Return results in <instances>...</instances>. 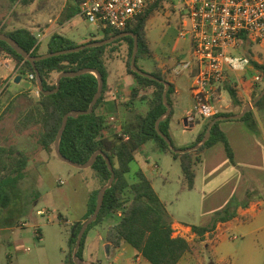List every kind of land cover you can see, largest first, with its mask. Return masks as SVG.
Masks as SVG:
<instances>
[{
	"label": "crops",
	"instance_id": "1",
	"mask_svg": "<svg viewBox=\"0 0 264 264\" xmlns=\"http://www.w3.org/2000/svg\"><path fill=\"white\" fill-rule=\"evenodd\" d=\"M35 0L29 4H33ZM19 4H12L8 0H0V27L5 30L15 28H28L37 37V49L39 54L47 52V46L54 34L64 36L74 41L76 44H84L91 40H100L102 34H94L87 31H73L77 25L86 22L78 14L76 0H63L58 15L54 18L35 17L25 12H16ZM23 6V5H22ZM178 29L181 27L182 15L179 14ZM99 30V29H98ZM179 31V30H178ZM170 46L171 54H157L152 50L146 37L147 47L150 54H142L144 60H151L145 63L142 69L146 71H159L166 76V81L171 85L169 98L171 102V116L167 123L168 134L173 144L181 149L186 148L202 129L204 118L192 113L193 99L190 92L192 76L197 70L196 63L191 58V42L189 37L178 38ZM253 42L241 37V42L232 51V55L245 57L249 63L243 69L231 70L225 67L224 78L217 86L215 104L220 107L221 112L238 113L244 104L251 102L255 86L259 81L254 80V76L259 74L253 63L264 66V43L260 49L254 48ZM114 52L106 53L105 66L107 70L106 89L103 100L97 111L105 117V136L111 137L116 132L114 123L109 122V116L114 115L117 124L121 125L134 113L145 114L147 111L146 100L135 98L129 102V94L136 84L135 78L126 69L124 54L127 51V42L119 41L113 45ZM257 50V52L255 51ZM120 61L122 66H115L114 62ZM182 62H189V66L178 73L176 66ZM0 63H6L7 73L0 75L1 78L9 80L8 87L19 89V84L29 81L27 75L21 77L18 83L14 82L19 76L14 60L6 55L0 57ZM117 67V68H116ZM6 88V89H7ZM37 89V88H36ZM233 89L239 103H233L230 98V91ZM147 96L151 94V89L142 91ZM254 126L250 127L247 121L239 119L220 120L219 128L225 134L233 153V160L230 161L226 155L222 142H217L205 149L202 153L201 161L196 166V176L194 188L188 191L196 192L195 208L198 210L203 220L209 219L211 214L225 207L229 209L232 216L225 221L214 222L213 228L219 230V238L213 245L202 243V248L197 252H188L178 264H264V107L250 109ZM153 141V140H152ZM146 144V143H145ZM143 144L135 152L134 160L139 164V170L149 177L152 174L151 164L147 162L148 156L143 153ZM154 150L158 153L168 155L161 151L154 142ZM47 152V151H46ZM153 185V181H152ZM100 182L88 187L86 198L80 207L77 215L72 219H66L64 225L72 222L85 220L89 211L91 195L95 190H99ZM157 193V192H156ZM160 200L163 199L157 193ZM165 204V203H164ZM9 205L0 208V223H5V216L9 211ZM8 209V210H7ZM41 210V209H37ZM36 211V213H37ZM172 224H182L190 228L196 223L194 217L178 219L166 208ZM202 220V219H201ZM211 222V220H210ZM212 223V222H211ZM62 224V223H61ZM111 223L99 222L92 226L86 234L83 249L84 262L92 263L98 261L99 264H151L144 259L131 245L122 242L118 247L112 246L105 238L106 227ZM201 225H211L200 223ZM31 226H37L32 231L33 244H37L39 254L43 264H64V257L67 251L62 245L63 241L59 236L56 246L58 256L52 263L45 249L46 231L41 229L37 221H33ZM19 227V226H18ZM25 229L26 225L21 226ZM13 225H1L0 230L13 229ZM212 228V229H213ZM66 227H63L65 234ZM211 229V230H212ZM37 231V235L33 234ZM210 231V230H209ZM208 232L204 234V240ZM62 235V234H61ZM236 238H232V236ZM67 244V235L65 234ZM21 238L12 242L14 253L8 259H16L20 264H30L37 259V254L26 255L28 247L22 246ZM26 255V256H25ZM104 259L106 261H104Z\"/></svg>",
	"mask_w": 264,
	"mask_h": 264
},
{
	"label": "trees",
	"instance_id": "2",
	"mask_svg": "<svg viewBox=\"0 0 264 264\" xmlns=\"http://www.w3.org/2000/svg\"><path fill=\"white\" fill-rule=\"evenodd\" d=\"M12 4L27 6L32 0H8ZM162 0H155L152 4L135 17L124 29L112 30L103 29V36L100 40L112 37L120 32L129 31L138 37L137 58L150 54L146 42V23L149 18L161 7ZM0 32L13 38L31 56L39 55L37 37L28 28H15L5 30L0 27ZM97 41V40H91ZM127 42V51L124 54V61L127 71L135 78L136 84L129 94V102L135 98L146 100L147 111L145 114L134 113L120 126L119 133L108 137L104 135L106 129L105 117L98 113L97 109L103 100L106 89L107 70L105 66L106 53L114 52L115 43ZM74 41L64 36L54 34L47 46V52L58 51L75 47ZM133 47V38L130 35L120 37L110 43L87 47L82 50L51 56L35 62L44 90H51L55 87L56 76L63 71H77L81 68H93L99 71L103 79L102 92L93 106L91 113L83 114L76 118L69 117L59 141V149L63 156L71 161L82 164L86 162L93 152L101 150L106 154L113 167L115 174L112 185L104 192L102 205L96 219L87 225L81 238L80 246L76 252L77 256L83 258V249L87 231L95 224L111 216L117 217L114 223L106 227L105 238L114 247L122 242L131 245L142 257L151 264H178L182 257L188 252H197L202 248V241L205 232L213 228L214 222L225 221L232 216L227 207L217 211L210 216L211 225H192L191 229L196 234L194 242H187L184 238L171 235L172 220L169 217L165 204L160 200L152 185V179L140 170L133 174L132 178L127 177L131 171V163L134 161L135 152L146 142L153 140L158 148L177 159L180 164L181 190H192L196 176V166L201 161L202 153L217 142H222L226 155L233 160V153L225 134L219 128L220 121L215 122L210 128L209 138L198 148L185 153L174 152L157 134L155 130L156 120L165 112L166 107L162 101L164 84L159 80L139 75L131 70L130 58ZM6 55L14 60L15 69L19 76L33 74L30 79L36 89L35 72L30 62L25 60L12 47L3 40H0V57ZM259 72V85L255 86L254 99L264 89V66L253 63ZM145 72L152 74L158 79L166 80V76L159 69ZM257 81V82H258ZM98 79L92 72H85L76 76L62 77L59 89L48 95L38 91V95L19 114L17 124L19 129L26 130L33 128V136L36 143L45 151L53 149L57 131L61 125L63 116L72 111L86 110L97 91ZM151 89V94L141 93ZM6 90V89H5ZM167 91V102L171 105ZM26 94V93H25ZM230 98L233 103H239L235 91L231 89ZM255 108L264 107V94L254 105ZM233 112H220L205 119L201 131L194 136L188 147L197 145L203 138L208 124L213 118L219 115H231ZM171 113L164 120L159 122L160 130L167 135V123ZM251 110L247 111L239 120L247 121L250 127L254 126ZM125 136V137H124ZM174 148H177L173 142ZM186 147V148H188ZM179 149V148H178ZM184 149V148H181ZM28 162L27 155L16 146L0 145V208H4L11 202V194L6 187L9 186L7 179L20 177ZM95 169L100 182V187L109 179L110 172L102 155H97L91 165ZM98 189L95 190L90 199L89 211L85 220L93 212L96 203ZM119 212V214H118ZM82 222L76 221L66 225L67 251L64 257V264H75L72 259V251L75 245L77 234ZM93 263L99 264L98 261Z\"/></svg>",
	"mask_w": 264,
	"mask_h": 264
},
{
	"label": "rangeland",
	"instance_id": "3",
	"mask_svg": "<svg viewBox=\"0 0 264 264\" xmlns=\"http://www.w3.org/2000/svg\"><path fill=\"white\" fill-rule=\"evenodd\" d=\"M68 1L71 2V0ZM62 2L63 0H35L31 5H18L14 13L22 11L29 15L33 14L35 17L40 15L41 18H54L58 15ZM161 3V7L146 23V37L151 49L157 54L170 55V46L179 40L177 25L180 17L177 8L181 0H162ZM86 26L91 33L102 34L100 29L98 30L94 24L87 21L78 24L73 31L86 32ZM254 48L260 49V46L256 43ZM145 63L151 64L152 62L144 60L140 55L137 58V64L144 67ZM114 64L122 66L120 61ZM6 65V63H0V75L8 72ZM18 88L12 89L10 86L0 95V145L16 146L27 155L28 162L20 177L7 179L9 186L6 189L12 199L5 216L6 222L0 223V227L8 224L13 225L14 228L0 230V264H20L14 258L11 261L8 259V256L14 253L12 242L18 238L23 240L22 246L29 248L26 251L27 256L37 254V259L30 264H43L41 254L36 249L37 244H33L32 240V231L37 229V226H31L33 221H37L41 229L46 231L45 249L49 260L54 263V258L59 254L56 246L59 236L62 238V245L65 247L67 245L65 243L67 233H63V227H66L64 221L77 215L86 198L88 187L97 183L99 179L95 169L91 166L78 169L60 160L53 149L50 152L42 149L36 143L33 128L19 129L17 124L19 114L36 98L37 94L33 84L29 81L23 80ZM145 146L142 154L148 156L147 162L157 164L156 171L152 170L153 173H148V175L153 181L154 190L163 199L165 208L178 219L194 217L197 224H211L209 219L203 220L195 208L197 191L181 190L179 161L170 154L164 155L154 150L152 140L146 142ZM138 170L139 164L134 160L127 177L132 178ZM37 209L43 210L44 214H37ZM211 215H214V212ZM116 220V216H109L103 222L114 223ZM22 223L26 225L25 229H21ZM222 264H228V262Z\"/></svg>",
	"mask_w": 264,
	"mask_h": 264
},
{
	"label": "built area",
	"instance_id": "4",
	"mask_svg": "<svg viewBox=\"0 0 264 264\" xmlns=\"http://www.w3.org/2000/svg\"><path fill=\"white\" fill-rule=\"evenodd\" d=\"M154 1L76 0V4L79 16L97 29L122 30ZM177 11L183 17L179 38L189 37L191 58L197 66L190 87L192 113L207 119L221 112L214 102L216 85L223 80L225 67L238 70L249 63L245 57L232 55L241 37L245 36L258 44L264 43V0H181ZM188 66L189 62L179 63L175 71L178 73ZM27 77L32 79L33 74L29 73ZM259 79V74L254 76L255 81ZM8 83L9 80L0 77V95ZM108 119L114 123L116 133H119L121 125L117 124L116 117L111 115ZM151 169L156 171L157 164H151ZM37 214L43 215L44 211L38 210ZM171 230L173 237L184 238L187 242L196 238L191 227L182 224H172ZM34 233L37 235V231ZM218 238L219 230L213 228L202 243L213 245Z\"/></svg>",
	"mask_w": 264,
	"mask_h": 264
},
{
	"label": "water",
	"instance_id": "5",
	"mask_svg": "<svg viewBox=\"0 0 264 264\" xmlns=\"http://www.w3.org/2000/svg\"><path fill=\"white\" fill-rule=\"evenodd\" d=\"M126 35H130L133 38V47H132L131 58H130L131 70L133 72L139 74V75H142V76H145V77H148V78H151V79L159 80L160 82H162L164 84V89H163V92H162V101H163L164 106L166 107V110L156 120V122H155V130L157 131V134L163 138V140L166 142V144L176 153H185V152L192 151V150L198 148L201 144H203L209 138V136H210V128L212 127V125L215 122L220 121V120H225V119H240L247 111H249L257 103V101L264 94V89H262L261 92L251 102L244 104L243 107L241 108V110L238 113H236V114L216 116L208 124L202 140L197 145L192 146V147H188V148H184V149H178V148H174L173 147L171 139L167 135H165L159 128V122L164 120L166 117H168V115L171 112V106L168 104L167 97H166L167 91L169 89V83L166 80H164V79H158L157 77L153 76L152 74L143 71L142 69H140L136 65L135 59H136V53H137V50H138V37H137V35L133 34L132 32H129V31H123V32H120V33L112 36V37H109V38H106V39H103V40L90 41V42H86L84 44H79V45H77L75 47L66 48V49H62V50H58V51L45 52V53L39 54L37 56H31L13 38H11L10 36L0 32V40H3L6 43H8L12 47L13 50H15L18 54H20L25 60L30 62L31 66L33 67L34 72H35L36 88H37L38 91L42 92L45 95H48L50 93H54V92H56L59 89L60 79L62 77L76 76V75H80V74L85 73V72H92V73H94L96 75V77L98 79L97 91L94 94V96H93L88 108L86 110H81V111L72 110V111L66 113L63 116V118H62L61 125H60V127H59V129L57 131L55 140L53 142V151H54L55 155L60 160L66 162V163H68V164H70V165H72V166H74V167H76L78 169H84V168L90 167L94 163L97 155H102L104 160H105V162H106L107 168H108V170L110 172L109 179L98 190V193H97V196H96L95 208H94L93 212L89 215V217L86 220H84L82 222L81 227L79 229V232L77 234L75 245H74V248H73V251H72V259H73L75 264H85L84 260L77 256L76 252H77V250H78V248L80 246L81 238L83 236V233H84L87 225L90 224L91 222H93L96 219L97 214H98V212L100 210V207L102 205L104 192H105V190L107 188H109L112 185V183L114 181L115 174H114L113 167H112V164L110 162L109 157L106 154H104L101 150H96L95 152L92 153V155L90 156V158L86 162H84L82 164H78V163H75V162L71 161L70 159H68V158H66L65 156L62 155V153L60 152V149H59V141H60V138H61V134H62V132H63V130L65 128L67 119L69 117L76 118V117H78L80 115L91 113L94 104L96 103L97 99L99 98V96H100V94L102 92L103 79H102V76L99 73V71L96 70V69H93V68H81V69H79L77 71H63V72H60L56 76V78H55V87L53 89L47 91V90H44V88L42 86L38 70H37V68L35 66V62L38 61V60H41V59H45V58L51 57V56H57V55H60V54L76 52V51L82 50V49L87 48V47L101 46V45L110 43V42H112V41H114V40H116V39H118L120 37L126 36ZM19 80H20V76H16V78L14 79V82L18 83ZM88 264H96V263L92 262V263H88Z\"/></svg>",
	"mask_w": 264,
	"mask_h": 264
}]
</instances>
